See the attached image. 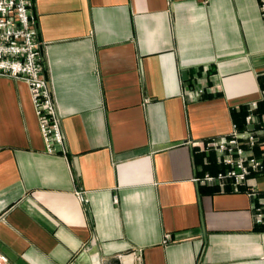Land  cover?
Masks as SVG:
<instances>
[{
  "label": "crops",
  "instance_id": "crops-1",
  "mask_svg": "<svg viewBox=\"0 0 264 264\" xmlns=\"http://www.w3.org/2000/svg\"><path fill=\"white\" fill-rule=\"evenodd\" d=\"M33 2L66 154L47 153L27 83L0 77V255L264 264L259 197L197 181L225 172L208 144L234 130L257 136L262 155L258 0ZM250 185L264 194V173Z\"/></svg>",
  "mask_w": 264,
  "mask_h": 264
},
{
  "label": "built area",
  "instance_id": "built-area-1",
  "mask_svg": "<svg viewBox=\"0 0 264 264\" xmlns=\"http://www.w3.org/2000/svg\"><path fill=\"white\" fill-rule=\"evenodd\" d=\"M258 4L264 23V0H258ZM33 7V0H0V77L27 83L47 153L66 154L57 104L45 78L46 67ZM257 108V103L252 104L251 112ZM253 119L251 113L246 119L247 126L253 124ZM258 141L257 136L249 131L245 134L234 130L228 139L209 143L208 147L215 148L220 154L221 164L226 170L215 177L206 174L197 181L220 187L231 185L235 192L245 191L250 196H258L259 200L253 206L254 219L256 226L264 229V194L250 188V178L264 173V148L260 157L252 153ZM245 145L249 146L248 149ZM77 195L81 201L86 200L83 191H78ZM171 239V235L165 236V242ZM137 263L142 264L141 256H137ZM0 264L11 263L5 256L0 255Z\"/></svg>",
  "mask_w": 264,
  "mask_h": 264
},
{
  "label": "trees",
  "instance_id": "trees-1",
  "mask_svg": "<svg viewBox=\"0 0 264 264\" xmlns=\"http://www.w3.org/2000/svg\"><path fill=\"white\" fill-rule=\"evenodd\" d=\"M263 105H264V101H262L261 103L258 104L259 107L260 106L262 107ZM234 115H235V113H234ZM243 115L246 116L247 115V112H243Z\"/></svg>",
  "mask_w": 264,
  "mask_h": 264
}]
</instances>
